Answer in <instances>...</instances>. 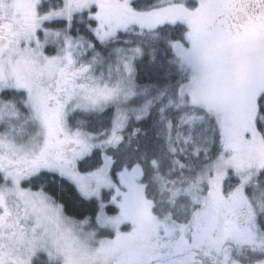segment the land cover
Listing matches in <instances>:
<instances>
[{
    "label": "snow or ice",
    "instance_id": "obj_1",
    "mask_svg": "<svg viewBox=\"0 0 264 264\" xmlns=\"http://www.w3.org/2000/svg\"><path fill=\"white\" fill-rule=\"evenodd\" d=\"M0 264H264V0H0Z\"/></svg>",
    "mask_w": 264,
    "mask_h": 264
}]
</instances>
